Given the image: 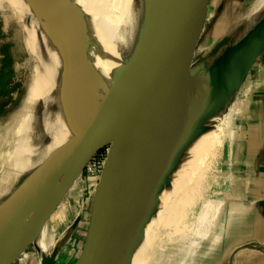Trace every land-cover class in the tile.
Instances as JSON below:
<instances>
[{"label":"water","instance_id":"water-1","mask_svg":"<svg viewBox=\"0 0 264 264\" xmlns=\"http://www.w3.org/2000/svg\"><path fill=\"white\" fill-rule=\"evenodd\" d=\"M40 2L61 75L70 65L100 78L64 136L0 191V264H7L33 233L40 247L50 213L106 145L110 151L78 264H133L146 216L160 198L183 136L197 131L212 107L221 111L229 105L264 54V13L206 68L194 66L193 58L209 0H144L132 54L115 61L104 83L103 71L73 44L82 28L75 1ZM80 221L79 216L71 230ZM57 257V249L44 252L40 264H56Z\"/></svg>","mask_w":264,"mask_h":264},{"label":"rangeland","instance_id":"rangeland-1","mask_svg":"<svg viewBox=\"0 0 264 264\" xmlns=\"http://www.w3.org/2000/svg\"><path fill=\"white\" fill-rule=\"evenodd\" d=\"M256 1L217 0V5L212 4L194 53V66L204 64L207 68L225 44L238 40L247 29L254 26L259 15ZM249 9L250 24L246 25L243 20ZM30 17L38 22L36 14H31ZM4 22L0 14V144L10 137L6 133L9 124L16 123V116L23 112L35 65L34 57L29 56L23 47L18 24L15 21L9 25ZM229 127L230 121L221 148L219 147V152L215 153L217 156L212 160L213 164L204 163L205 167L202 165L190 169V177L187 175L185 178V174L182 176L174 172L177 176L172 180L169 175L162 180V190L166 189V193L161 195L156 205L153 204L154 216L147 214L151 223L147 218V228L135 255L134 264H196L198 258L204 255V242L208 238L206 234L201 233L206 225L200 218H204V210H215L216 204L212 201L217 197L216 191L223 188H219V185L223 184L226 176L222 171V158L228 136L231 134V131L228 133ZM22 136L9 138L11 141L3 146L2 150L8 152L9 149H14ZM2 173L0 169V174ZM16 177L2 183L1 180L0 191ZM78 178L53 211L55 219L51 220L49 216L44 224L46 243L50 242L52 246H40L41 249L36 234L33 233L28 243L7 264H40L44 252L51 255L55 249L58 250L57 264L80 262L90 230L95 195L101 176L96 173L89 174L85 168ZM79 216V225L71 230ZM209 216L210 213L206 218ZM200 263L202 262L197 264Z\"/></svg>","mask_w":264,"mask_h":264},{"label":"bare ground","instance_id":"bare-ground-1","mask_svg":"<svg viewBox=\"0 0 264 264\" xmlns=\"http://www.w3.org/2000/svg\"><path fill=\"white\" fill-rule=\"evenodd\" d=\"M74 1L76 3L74 7L80 14L82 28L81 32L74 36L73 44L84 59L103 71L104 83H107L115 61L127 59L132 54L138 34V17L144 0ZM40 3V0H0V14L4 23L9 25L10 22L15 21L18 24L23 47L29 56L34 57L35 63L23 112L16 116V123L9 124L6 130L10 139H15L17 135L23 136L16 147L9 149L10 151L7 150L8 152H4L2 147L11 140L5 139L0 144V169L3 171L0 174L1 183L22 174L40 154L51 146L54 140L64 136L65 130L78 110L96 90L100 78V74L85 73L70 65H66L64 74L61 75L62 63L59 60V54L50 45L51 39L46 33L44 13ZM255 5L259 18L264 12V0H257ZM31 14H36L38 22L30 17ZM67 72L72 73L70 79L65 78ZM223 107L221 111L212 107L200 128L191 135L183 136L180 144L183 150L181 147L177 151L170 169L166 172L171 176V180L177 176L176 174L182 176L185 174V178L190 177V169L193 170L202 165L205 167L204 163L207 165L212 163L228 128L229 105ZM77 188H80L79 182ZM165 190L160 191L159 200ZM49 216L51 220L55 219L53 211ZM147 218L151 223L147 215L146 228ZM147 233L150 235L149 231ZM150 237L152 238L151 235ZM46 241L44 229L40 246L44 248L52 246Z\"/></svg>","mask_w":264,"mask_h":264},{"label":"crops","instance_id":"crops-1","mask_svg":"<svg viewBox=\"0 0 264 264\" xmlns=\"http://www.w3.org/2000/svg\"><path fill=\"white\" fill-rule=\"evenodd\" d=\"M215 3L208 2L204 28ZM249 15L250 9L246 25ZM229 112L231 134L222 158L226 176L212 201L215 210H204L200 218L206 226L198 232L208 239L197 263L264 264V54L230 99Z\"/></svg>","mask_w":264,"mask_h":264},{"label":"built area","instance_id":"built-area-1","mask_svg":"<svg viewBox=\"0 0 264 264\" xmlns=\"http://www.w3.org/2000/svg\"><path fill=\"white\" fill-rule=\"evenodd\" d=\"M110 151V146L106 145L99 149L93 157L88 161L85 168L89 174L96 173L98 176H102L108 154Z\"/></svg>","mask_w":264,"mask_h":264}]
</instances>
